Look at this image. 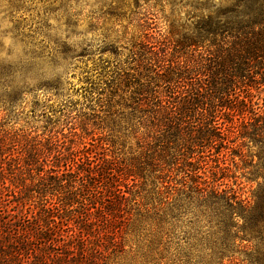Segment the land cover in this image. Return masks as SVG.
<instances>
[{"label":"trees","instance_id":"trees-1","mask_svg":"<svg viewBox=\"0 0 264 264\" xmlns=\"http://www.w3.org/2000/svg\"><path fill=\"white\" fill-rule=\"evenodd\" d=\"M59 1L65 13L75 11L69 7L72 0ZM227 1L182 0L187 21L171 22L165 32L154 29L151 18H141L142 35L130 56L137 63L136 74L119 70L105 80L106 87L132 90L130 96L110 97V102L126 107L138 123L141 152L133 162L117 167L104 153L93 156L86 146H67L79 130L87 133L88 124L66 114L64 125L72 126L61 139L55 130L59 120L50 118L47 122L54 125L41 136L0 131V264H91L102 254L103 240L117 242L120 222L130 219L126 214L137 204L140 192L135 188L153 176L167 187L169 204L175 172L192 175L190 190L196 197L189 199L196 203L195 217L218 230L212 243L214 264H264V183L251 202L221 184L212 186L202 175L207 148L219 155L237 142L224 133L227 121L230 133L242 127L240 138L258 147L255 167L264 179V109L254 92H264V0ZM122 4L117 0L96 20L122 16ZM67 25L75 23L68 20ZM110 37L104 36V45L112 44ZM82 51L90 54L91 48ZM56 52L67 58L75 51L62 44ZM33 69L0 71L6 102L14 105L30 91L17 90L16 77L19 70L27 76ZM102 70L105 79L109 72ZM39 87L49 91L48 100L59 96L57 83ZM239 119L240 125L235 123ZM216 163L218 170L228 169L220 167V159ZM72 221L76 226H70ZM239 240L246 242L238 246L242 253L234 247Z\"/></svg>","mask_w":264,"mask_h":264},{"label":"rangeland","instance_id":"rangeland-1","mask_svg":"<svg viewBox=\"0 0 264 264\" xmlns=\"http://www.w3.org/2000/svg\"><path fill=\"white\" fill-rule=\"evenodd\" d=\"M116 1L72 0L69 7L75 11L68 8L65 13L59 0H0V71L34 68L27 76H21L19 70L17 90L28 87L30 91L16 104L6 102L5 89L0 86V131L8 129L20 135L41 136L54 125L47 122L50 118L53 122L59 120L55 130L59 131L61 139L62 133L70 134L72 126L71 123L65 127L66 114L88 124L87 133L79 130V136L70 137L67 146L76 150H84L86 146L93 156L104 153L109 160L117 162V167L133 162L140 155L138 123L131 117L130 110L110 102V97L130 96L132 90L121 86L106 87L105 80L116 77L119 70L129 76L136 74L137 63L130 56L133 43L142 35L139 31L141 18H151L154 29L165 32L171 22H186L188 14L182 7V0H122V16H108L102 23L98 22L96 18L110 5H116ZM214 2L224 4L228 1ZM68 20L75 26L68 27ZM105 35L111 36L108 40L112 41L111 45H104ZM59 44H66L75 52L67 58L59 52L54 54ZM88 47L90 54H84L82 50ZM103 67L109 72L105 79L101 77ZM42 83L59 84V96L48 100L50 93L39 87ZM254 92L259 94L257 100L264 109V92ZM35 103L38 106L34 109ZM239 120H235L238 125L242 122ZM231 125L225 121L224 133L237 142L228 144L219 155L215 148H207V164L202 175L212 186L221 184V188L233 190L242 199L252 202L254 193L264 183L255 167L259 162L258 147L250 139L240 138L242 127L230 133ZM218 159L221 168H228L225 172L216 168ZM173 175L169 204L166 203L167 187L153 176H147L145 186L135 188L140 195L135 209L126 214L130 219L125 220L126 223L121 219L117 242L112 243L109 237L103 240L102 254H96L91 264H214L217 261L212 243L216 241L218 230L210 229L203 219L198 221L195 217L196 203L189 199L196 197L190 190L192 175L187 177L182 172ZM129 182L132 184V180ZM160 217L166 219L162 221ZM69 224L76 226L73 221ZM245 244L239 240L234 247L242 253V246H238Z\"/></svg>","mask_w":264,"mask_h":264}]
</instances>
